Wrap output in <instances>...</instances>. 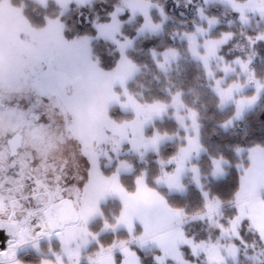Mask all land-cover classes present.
Instances as JSON below:
<instances>
[{"label":"snow or ice","instance_id":"1","mask_svg":"<svg viewBox=\"0 0 264 264\" xmlns=\"http://www.w3.org/2000/svg\"><path fill=\"white\" fill-rule=\"evenodd\" d=\"M203 5L247 51L202 6L0 0V264H264V0Z\"/></svg>","mask_w":264,"mask_h":264},{"label":"trees","instance_id":"2","mask_svg":"<svg viewBox=\"0 0 264 264\" xmlns=\"http://www.w3.org/2000/svg\"><path fill=\"white\" fill-rule=\"evenodd\" d=\"M159 2L165 6V8L167 10V13H168V15L170 17V19L168 20L169 26L166 27V33H169V32H172V31L179 32V26H180L179 20H186L187 21L189 19V17L192 14L191 13V8H193L192 5L185 6L184 4H182V5L177 6V4H176V2L174 0H159ZM208 13L212 14L211 11H208ZM223 15H225V16H223ZM213 16H216V15H213ZM217 16H218V18L225 19V22H223L218 27V29L216 31L218 33L221 32V31H227V30H231V31L235 32L237 35H236L233 43L244 46L245 51H247L246 41L244 40L243 37H241L239 35V31L241 30V27L238 25V23L237 24L236 23L233 24L231 29L228 28L227 22L230 21V20L236 21L235 17L232 14H230V13H224L223 14L222 11ZM226 20H228V21H226ZM261 27H264V24H262ZM251 30H252V28L247 29L248 32H251ZM164 39H165L166 43H172V41L168 39L167 35H165ZM176 44H177L178 47H180L179 43L177 42V40H176ZM229 47H231V46H229ZM223 54L227 58H231L232 55H237V54H241V53L233 52L230 55L229 52H228V49H225ZM181 64H182L183 67L188 69L189 79L191 80L194 77V75L197 73V71H198L196 69L195 65L187 57H185L184 60L181 61ZM254 66L259 72L264 73V48L257 49V57H256V59L254 61ZM199 83L202 85L204 83V81L201 80ZM201 90H203V89H201ZM210 114L211 113H206V115H210ZM260 119L262 121H264V115H262L260 117ZM253 120H255V117H253ZM205 123H206V131L208 133H210L211 129L213 127V123L211 121H207V120H206ZM181 203H186L189 206V208L195 207L196 206V195H195V192L190 190L189 195L186 198H183L181 200ZM199 226L203 227V228L205 227L202 224H200ZM195 230L191 229L190 227L188 228V231H189L190 235H196L198 237H202V236L207 234V232L201 230L198 227H196ZM35 259H38V257L35 258ZM28 260H29V264H34V258L32 256H29ZM243 264H248V263L246 261H244Z\"/></svg>","mask_w":264,"mask_h":264},{"label":"rangeland","instance_id":"3","mask_svg":"<svg viewBox=\"0 0 264 264\" xmlns=\"http://www.w3.org/2000/svg\"><path fill=\"white\" fill-rule=\"evenodd\" d=\"M175 2H176V0H174ZM177 4V3H176ZM182 4H184L185 5V0H179V5H182ZM188 5H192V7L193 8H191V16L189 17V19L186 21V20H179V24H180V26H179V32H183V31H185V30H191V28H192V21L193 20H196V22L197 23H202L200 20H199V18H198V16H197V14H196V8L197 7H205V9H206V13L208 14V15H210V16H213V15H219V13L222 11V13L224 14V13H230L227 9H225L224 7H222V6H219V5H216V6H212V5H207V6H205V5H203V0H193V2H192V4H188ZM208 11H211V13L212 14H209L208 13ZM231 14V13H230ZM223 16H225V15H223ZM218 17V16H217ZM256 19H258V17L256 18ZM219 20H220V23H219V25H217L216 26V28L214 29V32H213V35H218L219 33L216 31L217 29H218V27L223 23V22H225V19H221V18H219ZM226 21H228V20H226ZM233 21V20H232ZM229 22V21H228ZM228 22H227V24H228ZM237 24L238 23V25L241 27V25L239 24V22L238 21H234V23L233 24ZM167 26H169V22L167 21L166 22V27ZM206 26V25H205ZM251 28H255V20L253 21V23H252V27ZM247 29H249V28H245L244 30H246L247 31ZM177 42L179 43V46L180 47H182L183 45H182V43L179 41V38L177 37ZM198 225V226H197ZM197 225H189L188 226V228L190 227L191 229H196V227H198V228H200L201 230H203V231H205V232H208V231H210L208 228H207V225L206 224H202V225H204L205 227L203 228V227H200L199 225L200 224H197ZM196 231V230H195ZM240 259H241V261L244 263V258H243V256H241L240 257ZM248 263V262H247Z\"/></svg>","mask_w":264,"mask_h":264}]
</instances>
